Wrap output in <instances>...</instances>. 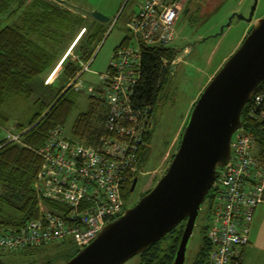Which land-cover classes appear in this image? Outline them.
<instances>
[{"label": "built area", "instance_id": "obj_1", "mask_svg": "<svg viewBox=\"0 0 264 264\" xmlns=\"http://www.w3.org/2000/svg\"><path fill=\"white\" fill-rule=\"evenodd\" d=\"M179 14V0H144L130 16L129 35L115 49L109 70L99 74L101 87L91 90V96L105 105L100 132L85 143L65 137L61 126L50 131L36 150L40 157L32 185L36 216L0 231V250L18 254L60 246L70 239L78 252L123 214V193L140 172L146 138L156 124L152 107L137 108L132 101L141 77V51L172 46ZM88 67L83 64L80 74ZM79 77L71 84L75 91L82 86ZM261 101V95H253L248 104L254 108ZM5 140L20 144V133L8 132ZM253 148V135L242 126L232 135L227 164L217 169L208 210L210 249L205 264H242L254 211L264 201V164Z\"/></svg>", "mask_w": 264, "mask_h": 264}, {"label": "trees", "instance_id": "obj_2", "mask_svg": "<svg viewBox=\"0 0 264 264\" xmlns=\"http://www.w3.org/2000/svg\"><path fill=\"white\" fill-rule=\"evenodd\" d=\"M20 3V0H0V118L2 120H6L2 111L5 106L10 105L12 99L30 98L33 95L34 86L43 83V75H48L60 58L56 46H60L67 35L73 34L79 26L85 24V31L72 49L74 57L69 54L53 75L55 76L58 72L53 81L58 80L60 86L51 101L43 103L37 98L34 105L40 104L28 124L24 125L21 122L15 124V130L20 133V144L6 142L5 139L0 141V183L11 190V195L18 200L17 204L11 202L10 204L20 214L19 218L1 215L0 228L20 226L35 218L37 199L33 193L32 185L40 166V157L36 150L44 144L51 130L58 126L63 127L65 124L75 103L71 93L77 92L72 86L64 92L67 88L66 85L77 75H82L80 74L82 65L92 59L107 33L108 26L90 16L78 15L55 1L33 0L27 5L26 10H24L25 6H21ZM220 3L222 2L220 1L215 9ZM136 11H133L130 16ZM186 13L185 9L184 14L186 15ZM193 14L199 18L206 15L205 13L201 15L200 10L195 8L193 11H189L186 16ZM186 16L184 18H187ZM17 18H20L19 24L16 23ZM178 22L179 18L177 25ZM45 30L50 32L49 37L45 35ZM125 39L126 37L121 43ZM178 53L179 51L173 45L168 48L144 47L141 51V77L134 90L132 101L137 108L152 107L156 122L172 92L175 75L170 78L172 71L170 64ZM163 59L167 60V63H164ZM52 84L46 87H50ZM62 92L64 93L62 94ZM254 95H261L262 101L254 108L251 103L247 104L241 112V122L242 126L253 135L255 157L264 164V80L259 84ZM89 99L90 110L80 114L73 127V133L77 140L85 143H91L100 132L105 114L103 101L97 100L91 95ZM97 108L102 111L99 112ZM187 122L188 119L183 126V132ZM152 135L153 130L146 138L139 171L142 170L148 159ZM126 189L123 193L125 201L128 200ZM213 192V189L209 191L206 196L208 200L205 198L204 202L211 203ZM209 208L205 209L204 213L207 218H209ZM182 227L183 225L180 223L165 235L162 238L164 241L168 238L165 244L160 243L161 239L148 247L140 255L141 264H172ZM209 249L205 231L201 251L192 264H205ZM32 251V249H27L20 253ZM76 253L74 252L61 260L65 262Z\"/></svg>", "mask_w": 264, "mask_h": 264}, {"label": "rangeland", "instance_id": "obj_3", "mask_svg": "<svg viewBox=\"0 0 264 264\" xmlns=\"http://www.w3.org/2000/svg\"><path fill=\"white\" fill-rule=\"evenodd\" d=\"M20 1V5L25 6L24 10H26L27 5L33 0ZM143 1L69 0V3L73 6L97 11L107 16L110 22L107 24V33L104 35V39L97 47L89 63L88 70L81 76V89L71 93L75 103L62 127L65 137L77 140L73 133L75 121L80 114L90 110L89 96L91 95V89L97 90L101 87V82L98 79L99 74H104L109 70L115 49L129 35L128 18ZM220 1L222 3L215 9ZM252 5L253 0H179V22L176 28L175 41L173 42V46L179 53L171 65L170 78L175 75L172 92L154 125L151 150L141 170L140 184L133 197L126 201L127 207H131L133 202H138L163 176L172 160V156L176 153L183 126L190 116V112L199 95L225 61L239 48L256 21L264 17V0H257L250 21L234 17L230 25L226 26L234 13L248 17ZM64 6L76 12L73 8L67 5ZM195 8L200 10L201 15L204 13L206 15L201 18L195 14L186 16L189 11H193ZM185 9L187 10L186 15L184 14ZM76 13L81 15L80 12ZM185 16L187 18H184ZM19 22H21L20 18H17L16 23L19 24ZM84 25L76 28L73 34L67 35L60 46H56L59 51L58 56L61 57L69 52L70 55H68L74 57L75 54L72 49L82 36L79 33L84 29ZM222 26L225 27L223 32H220ZM46 31L45 35L49 37L50 32ZM47 77L48 75L44 74L42 82H45ZM58 86H60L58 80L54 81L50 87H44L39 83V85L34 86L33 95L30 98L23 99L18 97L12 99L10 105L5 106L2 111L6 120L0 118V141L6 138L8 132H17L14 127L17 122H21L24 125L28 124L40 104L35 106L34 101L38 98L40 102L49 103L54 93L59 90ZM97 110L99 112L102 111L98 108ZM253 151L255 153V146ZM11 193V190L0 183V222L2 220L1 215L3 217L8 215L10 217H20L19 212L10 204V202L12 204H17L18 202ZM209 205L206 201L201 207V214L196 220L186 247L184 264H192L201 251L203 236L209 223V219L206 215L204 216V213L205 209L209 208ZM253 225L252 223L250 226L249 236L251 232L253 233ZM4 230V227L0 228V231ZM243 248L242 264H258L259 262L264 264V233L252 251L244 254ZM32 250L30 253L18 254H9L0 250V262L6 264H62L63 261L61 259H64L62 256L66 253H74L75 247L73 242L68 239L60 246L49 245ZM124 264H141V259L135 256Z\"/></svg>", "mask_w": 264, "mask_h": 264}, {"label": "water", "instance_id": "obj_4", "mask_svg": "<svg viewBox=\"0 0 264 264\" xmlns=\"http://www.w3.org/2000/svg\"><path fill=\"white\" fill-rule=\"evenodd\" d=\"M53 1L80 11L82 16L110 22L107 16L73 6L69 0ZM256 4L257 0H253L247 18L234 13L226 26L234 17L250 21ZM263 80L264 17L256 21L239 48L199 95L176 153L156 185L62 264H124L186 220L173 261L184 264L200 208L213 188L217 169L229 160L232 135L242 127L241 112Z\"/></svg>", "mask_w": 264, "mask_h": 264}, {"label": "crops", "instance_id": "obj_5", "mask_svg": "<svg viewBox=\"0 0 264 264\" xmlns=\"http://www.w3.org/2000/svg\"><path fill=\"white\" fill-rule=\"evenodd\" d=\"M71 53V52H70ZM64 55V54H63ZM68 56V55H67ZM66 56V57H67ZM62 57L63 56H61L58 60H57V62L55 63V66L53 67V69L49 72V74H48V77L47 78H50V81L47 83L46 81H47V79L45 80V82H43L42 83V85L44 86V87H46V86H48V85H50V84H52V82H54L53 80L54 79H56V76L58 75L57 73H56V75L55 76H53L54 75V73L58 70V67H59V64H60V61L62 60ZM91 61V60H90ZM90 61L88 62V63H86V64H88L89 65V63H90ZM61 66V65H60ZM89 68V67H88ZM82 75H83V73H82ZM81 75V76H82ZM81 76L79 77L78 75L75 77V78H73L69 83H67V88H69L70 86H71V84H72V82L76 79V78H78L79 77V82L81 83V85H82V81H81ZM66 88V89H67ZM65 89V90H66ZM64 90V91H65ZM92 90V89H91ZM252 223L254 224L253 225V233L251 232V234H250V236H249V243L243 248V251H244V254L246 253V252H248V251H252V249H254V247H255V244L257 243V242H259L260 240H261V236H262V234L264 233V201L255 209V211H254V215H253V220H252ZM251 223V224H252ZM258 264H262V263H258Z\"/></svg>", "mask_w": 264, "mask_h": 264}, {"label": "flooded vegetation", "instance_id": "obj_6", "mask_svg": "<svg viewBox=\"0 0 264 264\" xmlns=\"http://www.w3.org/2000/svg\"><path fill=\"white\" fill-rule=\"evenodd\" d=\"M74 9V8H73ZM75 11V10H74ZM77 12H80V11H77ZM81 13V12H80ZM82 15V14H81ZM247 18V17H246ZM223 27V30H224V27L225 26H222ZM140 176H141V171L139 172V173H137L132 179H131V181H130V183L127 185V189H126V192H127V194H128V199L130 198H132L133 197V195L136 193V191H137V188H138V186H139V184H140ZM208 198V197H207ZM206 198V199H207ZM208 200V199H207ZM137 202H133L132 204H131V207L133 206V205H135ZM203 205V204H202ZM131 207H127L126 206V209L127 208H131ZM202 207V206H201ZM201 214V208H200V211H199V214H198V217H199V215ZM197 217V218H198ZM197 220V219H196ZM182 223V225H183V227L181 228V234H180V238L178 239V245H177V249H178V246H179V243H180V240H181V237H182V234H183V231H184V228H185V225H186V220H184L183 222H181ZM196 223V222H195ZM168 240V238L164 241L163 239L161 240V244H165V242ZM177 249H176V251H175V255H176V252H177ZM72 253H66V254H64L62 257H67V256H69V255H71ZM141 255V254H140ZM140 255H137L140 259H141V263H142V258L140 257ZM175 255H174V258H175ZM174 261V260H173ZM172 264H173V262H172Z\"/></svg>", "mask_w": 264, "mask_h": 264}, {"label": "bare ground", "instance_id": "obj_7", "mask_svg": "<svg viewBox=\"0 0 264 264\" xmlns=\"http://www.w3.org/2000/svg\"><path fill=\"white\" fill-rule=\"evenodd\" d=\"M68 54H69V52H67V53L64 55V57H63L62 60L60 61V64L63 63L64 59L66 58V56H67ZM60 64H59V65H60Z\"/></svg>", "mask_w": 264, "mask_h": 264}]
</instances>
